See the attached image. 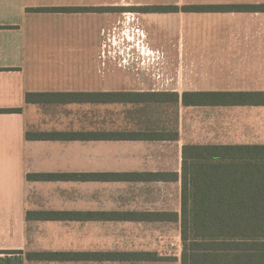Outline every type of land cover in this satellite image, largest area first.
Wrapping results in <instances>:
<instances>
[{
    "label": "crops",
    "instance_id": "obj_1",
    "mask_svg": "<svg viewBox=\"0 0 264 264\" xmlns=\"http://www.w3.org/2000/svg\"><path fill=\"white\" fill-rule=\"evenodd\" d=\"M190 3L235 10L190 12ZM258 6L264 0H0V264H161L163 226L179 222L105 215L182 205L186 147L264 160V105L182 100L184 93L264 94ZM218 50L226 51L221 60L213 59ZM195 51L210 54L198 59ZM218 74L233 76L224 82L234 85L212 84ZM27 94L73 96L28 103ZM119 94L137 101H116ZM149 95L166 100H142ZM115 133L162 137H94ZM36 134L62 137H29ZM38 212L79 216L28 218ZM116 253L151 256L83 258Z\"/></svg>",
    "mask_w": 264,
    "mask_h": 264
},
{
    "label": "trees",
    "instance_id": "obj_2",
    "mask_svg": "<svg viewBox=\"0 0 264 264\" xmlns=\"http://www.w3.org/2000/svg\"><path fill=\"white\" fill-rule=\"evenodd\" d=\"M264 11V6L256 7ZM73 9H38L36 11L68 12ZM167 12L171 8L159 7ZM190 12H234L232 5H195ZM73 95L27 94L26 101L46 102L53 97L69 98ZM149 96L151 98H149ZM143 101L162 102L163 99L149 95ZM134 94L116 95V101H137ZM79 99V96L76 97ZM95 100L91 96L82 97ZM179 100V99H178ZM185 106L201 105H264V94L243 96L239 93H184ZM19 110H4L17 112ZM29 137L47 139L61 138V135L36 134ZM98 138L116 140L159 139L162 136L115 133L98 134ZM183 202L180 213L128 212L111 213L107 216L116 221L179 222L181 226V264H264V160L236 161L234 155H219L209 147L184 148ZM264 158V157H262ZM190 159V163L187 160ZM231 160V161H225ZM71 213L38 212L28 213L29 219L68 220L75 219ZM14 253V252H6ZM150 254L130 255L116 253L84 256V259H108L115 261L149 258ZM38 260H64L60 254L28 255ZM79 258V257H76ZM69 259L75 260V257Z\"/></svg>",
    "mask_w": 264,
    "mask_h": 264
},
{
    "label": "rangeland",
    "instance_id": "obj_3",
    "mask_svg": "<svg viewBox=\"0 0 264 264\" xmlns=\"http://www.w3.org/2000/svg\"><path fill=\"white\" fill-rule=\"evenodd\" d=\"M126 4V3H123ZM129 4V3H128ZM132 4V3H130ZM191 5H217V4H223L227 5V3H190ZM233 4V3H228ZM184 10H186V7H184ZM191 34V33H190ZM190 36V41H192ZM226 39H223L225 41ZM185 41H187V35L185 33ZM220 41V40H219ZM192 53L193 51L190 50ZM198 54V59L202 57V59H206L205 55L210 54L208 51H195ZM226 51H214L212 53L213 59L218 58V60H221L222 57H220L222 54H224ZM194 53V52H193ZM216 55V56H215ZM211 77V76H210ZM212 78V77H211ZM215 78L217 80L210 81L214 85H234V82H224V81H230L228 79L233 78V76H230L229 74H225V76H222L221 74L215 75ZM200 83V82H199ZM164 102L166 99H163ZM159 109V108H158ZM129 205H116V208H125ZM133 206V205H130ZM158 208L163 209L164 211H170L169 213H173L175 211H178L180 213L181 205H157ZM172 211V212H171ZM164 232L168 234L167 238L163 241V247L166 248V252L163 255L164 260L161 264H181V256H182V240H181V228L178 224H166L163 226ZM179 245L177 246V244ZM172 245H175L174 247Z\"/></svg>",
    "mask_w": 264,
    "mask_h": 264
},
{
    "label": "built area",
    "instance_id": "obj_4",
    "mask_svg": "<svg viewBox=\"0 0 264 264\" xmlns=\"http://www.w3.org/2000/svg\"><path fill=\"white\" fill-rule=\"evenodd\" d=\"M173 247L175 246V245H172Z\"/></svg>",
    "mask_w": 264,
    "mask_h": 264
}]
</instances>
